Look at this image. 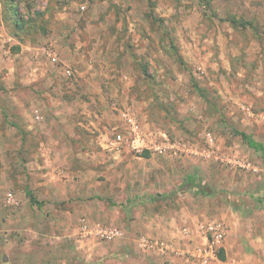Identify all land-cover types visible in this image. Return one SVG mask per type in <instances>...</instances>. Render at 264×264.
<instances>
[{
    "label": "rangeland",
    "instance_id": "obj_1",
    "mask_svg": "<svg viewBox=\"0 0 264 264\" xmlns=\"http://www.w3.org/2000/svg\"><path fill=\"white\" fill-rule=\"evenodd\" d=\"M187 217L264 264V0H0V264H168L136 238Z\"/></svg>",
    "mask_w": 264,
    "mask_h": 264
},
{
    "label": "built area",
    "instance_id": "obj_2",
    "mask_svg": "<svg viewBox=\"0 0 264 264\" xmlns=\"http://www.w3.org/2000/svg\"><path fill=\"white\" fill-rule=\"evenodd\" d=\"M66 73L70 75V70ZM121 115L127 122L128 137L125 138L124 134L118 131L114 133L112 142L106 144V148L118 152L122 148H127L136 155L150 150L146 137L138 131L135 122L126 113ZM253 171L257 172L254 167ZM94 230H96V236L105 241H113L122 236V232L111 226H96ZM176 232L178 235L175 234L171 239L140 234L136 238V244L139 249L147 253L165 258H179L180 264H238L226 256L224 259L219 256L221 251L225 253V242L229 233V225L224 219H197L191 225L185 224L179 227ZM177 236L180 237L179 240ZM182 241L185 242V246L181 245Z\"/></svg>",
    "mask_w": 264,
    "mask_h": 264
},
{
    "label": "trees",
    "instance_id": "obj_3",
    "mask_svg": "<svg viewBox=\"0 0 264 264\" xmlns=\"http://www.w3.org/2000/svg\"><path fill=\"white\" fill-rule=\"evenodd\" d=\"M234 133L238 136H240V138L247 144V146L249 148H251L252 150H254L255 152L258 151H263V147L261 144L256 143L251 136L246 135L245 133L242 132H237L234 131ZM189 188L192 190H195V192L197 194H200L202 196H213L218 194V191H214L212 189H210L208 186H206L199 178L195 177V176H187L184 180L183 183H181L178 186V190L183 191L184 189ZM177 192V190L168 193V194H158L155 196H147L149 201H155L156 199H160V198H169L170 196L174 195ZM260 202H263V199L260 198L259 199ZM220 258L224 259V253L221 251L219 253Z\"/></svg>",
    "mask_w": 264,
    "mask_h": 264
},
{
    "label": "crops",
    "instance_id": "obj_4",
    "mask_svg": "<svg viewBox=\"0 0 264 264\" xmlns=\"http://www.w3.org/2000/svg\"><path fill=\"white\" fill-rule=\"evenodd\" d=\"M254 141H255V140H254ZM255 142L258 143L257 141H255ZM181 224H182V225H181ZM185 224H187V225L190 224V225H191V224H192V218L187 217L186 219L183 220L182 223H179V224H177V225H176V222H175V225H174V224L172 225L174 229H172V231L169 233V236L167 237V239H171L173 236H175V234H176V230H175V229H178L179 227H181V226H183V225H185ZM173 234H174V235H173ZM147 235H149V234H147ZM153 236H154V235H153ZM184 244H185V242L182 241L181 245H182V246H185ZM225 244H226V243H225ZM188 246H190V244H188ZM227 254H228V253H227V245H225V253H224V257L226 256L227 258H229ZM149 255H154V254L149 253ZM156 256H157V255H156ZM158 258H159V257H158ZM162 258H163V260H164L165 262H167L168 264H180V262H181V260H180L179 258H176V257H170V258L162 257Z\"/></svg>",
    "mask_w": 264,
    "mask_h": 264
}]
</instances>
